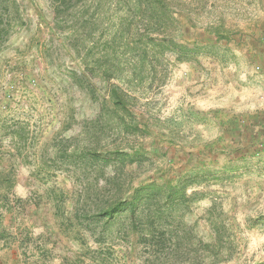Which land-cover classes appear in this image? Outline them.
<instances>
[{
    "label": "rangeland",
    "instance_id": "obj_1",
    "mask_svg": "<svg viewBox=\"0 0 264 264\" xmlns=\"http://www.w3.org/2000/svg\"><path fill=\"white\" fill-rule=\"evenodd\" d=\"M5 8L0 264H264V0Z\"/></svg>",
    "mask_w": 264,
    "mask_h": 264
},
{
    "label": "trees",
    "instance_id": "obj_2",
    "mask_svg": "<svg viewBox=\"0 0 264 264\" xmlns=\"http://www.w3.org/2000/svg\"><path fill=\"white\" fill-rule=\"evenodd\" d=\"M131 1L135 3V6L140 7L142 6V4H145L147 7H149V5L150 6H152L153 4L156 5L158 0H131ZM5 2L6 0H0V7L2 11L6 12ZM78 2L79 0H75V1L74 0H50V5L52 6V9L54 10V12L58 15L63 10L68 11L74 8ZM1 24L2 22L0 20V27H1ZM6 36H7V31L2 30V32L0 33V43L4 42V39L6 38ZM146 39L147 41L152 42V43L155 41L149 35L147 36ZM112 95L116 97L117 93L112 92ZM153 189H156V188H153ZM142 190H144V188L143 189L140 188L136 190L135 195L133 196L130 202H121L120 204H111L109 206H106V208H104L103 210L99 211L96 214V217L100 218V217L106 216L108 218H112L116 210L119 211L121 209V211L128 210V212H130L131 221L134 222L135 218L139 219L138 217H140L138 216L139 204L140 203L142 204V202L146 201L149 198V195L145 196L143 199L141 198V196H138L139 193L137 192L142 191ZM143 219H144L143 217H141L140 219L142 229L138 232V236L141 239V243H144L145 245L144 248H147L149 250L157 249L158 247L161 246V241L162 242L170 241L171 238H167L166 240H164L162 236L163 234L161 235L160 231L158 230V227L161 222V217L157 216L156 214L155 216L154 215L152 216L151 220L149 219L143 220Z\"/></svg>",
    "mask_w": 264,
    "mask_h": 264
},
{
    "label": "crops",
    "instance_id": "obj_3",
    "mask_svg": "<svg viewBox=\"0 0 264 264\" xmlns=\"http://www.w3.org/2000/svg\"><path fill=\"white\" fill-rule=\"evenodd\" d=\"M258 36H259V37L257 38L258 41L263 40V39H261L262 37L260 36V34H258ZM257 69H258V71L260 70V68H258V67H257Z\"/></svg>",
    "mask_w": 264,
    "mask_h": 264
}]
</instances>
